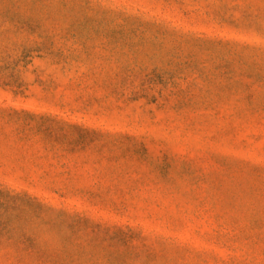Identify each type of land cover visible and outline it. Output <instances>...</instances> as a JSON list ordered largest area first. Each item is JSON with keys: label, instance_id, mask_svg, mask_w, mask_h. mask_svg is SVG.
I'll return each instance as SVG.
<instances>
[{"label": "rangeland", "instance_id": "obj_1", "mask_svg": "<svg viewBox=\"0 0 264 264\" xmlns=\"http://www.w3.org/2000/svg\"><path fill=\"white\" fill-rule=\"evenodd\" d=\"M0 264H264V0H0Z\"/></svg>", "mask_w": 264, "mask_h": 264}]
</instances>
